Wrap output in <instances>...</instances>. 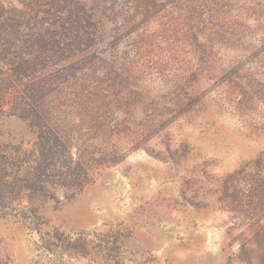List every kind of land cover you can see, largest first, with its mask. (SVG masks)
<instances>
[{"label":"rangeland","instance_id":"1","mask_svg":"<svg viewBox=\"0 0 264 264\" xmlns=\"http://www.w3.org/2000/svg\"><path fill=\"white\" fill-rule=\"evenodd\" d=\"M0 264H264V0H0Z\"/></svg>","mask_w":264,"mask_h":264}]
</instances>
